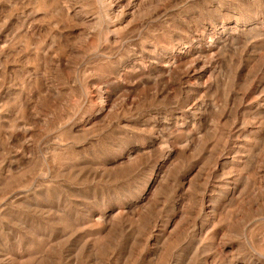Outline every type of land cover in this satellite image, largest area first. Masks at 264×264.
I'll return each mask as SVG.
<instances>
[{"label": "rangeland", "instance_id": "rangeland-1", "mask_svg": "<svg viewBox=\"0 0 264 264\" xmlns=\"http://www.w3.org/2000/svg\"><path fill=\"white\" fill-rule=\"evenodd\" d=\"M0 264H264V0H0Z\"/></svg>", "mask_w": 264, "mask_h": 264}]
</instances>
